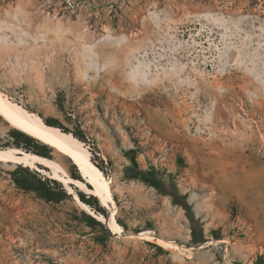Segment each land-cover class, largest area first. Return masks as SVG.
Segmentation results:
<instances>
[{
	"label": "rangeland",
	"instance_id": "1",
	"mask_svg": "<svg viewBox=\"0 0 264 264\" xmlns=\"http://www.w3.org/2000/svg\"><path fill=\"white\" fill-rule=\"evenodd\" d=\"M0 90L85 136L123 227L100 198L104 227L88 226L75 184L50 202L13 181L57 180L49 168L0 161V264H264V0H0ZM13 130L0 117V148L28 151ZM131 148L187 195L206 242L170 195L127 178Z\"/></svg>",
	"mask_w": 264,
	"mask_h": 264
},
{
	"label": "bare ground",
	"instance_id": "2",
	"mask_svg": "<svg viewBox=\"0 0 264 264\" xmlns=\"http://www.w3.org/2000/svg\"><path fill=\"white\" fill-rule=\"evenodd\" d=\"M8 96L5 92L0 90V117H2L13 128L22 131L69 156L72 162L78 166L82 176L85 178V181L75 179L68 175L67 171L54 159L41 156L34 152L25 151L17 147L0 148V161L7 163L14 162L32 168H37V165L41 164L49 168L50 176L61 181L70 193H73L74 188L71 187V184H75L82 191H86L100 198L102 205L109 208L112 207L114 209L116 201L112 191V182L93 162L91 153L84 146L83 142L77 139L70 132H64L59 127L48 125L42 117L28 111L24 106ZM87 184H90L91 187ZM75 198L77 199L79 206H81L84 210L93 216H96L101 221H105V219L94 212L78 194H75ZM116 213L117 211L115 207L108 225L113 233L120 234L123 227L116 220ZM138 236L148 240L155 238L151 231H143ZM156 241L164 247H174L179 249L181 246V244L179 245L173 241L163 238H157Z\"/></svg>",
	"mask_w": 264,
	"mask_h": 264
},
{
	"label": "trees",
	"instance_id": "3",
	"mask_svg": "<svg viewBox=\"0 0 264 264\" xmlns=\"http://www.w3.org/2000/svg\"><path fill=\"white\" fill-rule=\"evenodd\" d=\"M45 122L51 126L61 127L56 118H47L45 119ZM72 133L80 140L85 139V136L82 133L77 131H73ZM11 136H13L17 141V146L24 147L28 151L34 152L41 156L48 157L50 159L53 158V148L42 143L38 139L16 129L11 132ZM125 153L126 157L130 161L129 165L125 168V174L127 178L140 180L154 187L158 192L165 195H170L172 197L173 203L179 204L185 209L186 216L190 220L192 243L197 245L206 242L207 238L204 233L203 223L201 222L200 218L196 216L192 204H190L188 201L187 195H180L176 186L173 187V190L169 191L167 189L165 178L155 167H150L149 169L142 167L136 149L131 148ZM73 168L75 171L71 172L72 177L80 180L83 179V176L75 163H73ZM24 171L26 173H13V181L19 188L37 192L42 198L50 202H60L69 197L66 188L59 184L57 180L51 178L43 179L39 173H37V175H33L29 169ZM80 198L85 203L90 205L95 211L107 216V212L103 206H101L97 196L91 194L87 197L85 194H80ZM84 215L87 225L91 228L97 229L98 227H104L101 221L97 220L95 216L87 213H84ZM106 231L110 234V231L107 228ZM214 233L216 239L221 238V235L218 232L215 231Z\"/></svg>",
	"mask_w": 264,
	"mask_h": 264
},
{
	"label": "water",
	"instance_id": "4",
	"mask_svg": "<svg viewBox=\"0 0 264 264\" xmlns=\"http://www.w3.org/2000/svg\"><path fill=\"white\" fill-rule=\"evenodd\" d=\"M39 165H41V164H39Z\"/></svg>",
	"mask_w": 264,
	"mask_h": 264
}]
</instances>
